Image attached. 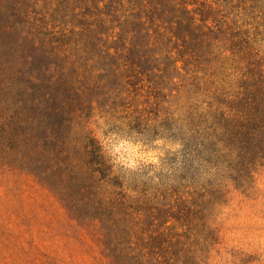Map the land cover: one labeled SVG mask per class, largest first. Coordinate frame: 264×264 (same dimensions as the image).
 <instances>
[{
  "label": "trees",
  "instance_id": "1",
  "mask_svg": "<svg viewBox=\"0 0 264 264\" xmlns=\"http://www.w3.org/2000/svg\"><path fill=\"white\" fill-rule=\"evenodd\" d=\"M165 149L155 186L91 128ZM264 162V0H0V167L28 172L110 264H198Z\"/></svg>",
  "mask_w": 264,
  "mask_h": 264
},
{
  "label": "rangeland",
  "instance_id": "2",
  "mask_svg": "<svg viewBox=\"0 0 264 264\" xmlns=\"http://www.w3.org/2000/svg\"><path fill=\"white\" fill-rule=\"evenodd\" d=\"M116 173L156 185L165 149L116 135L101 120L91 125ZM210 241L198 264H264V162L248 189L228 185L209 216ZM95 223L77 221L60 197L34 175L0 167V264H110Z\"/></svg>",
  "mask_w": 264,
  "mask_h": 264
}]
</instances>
